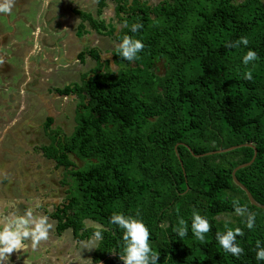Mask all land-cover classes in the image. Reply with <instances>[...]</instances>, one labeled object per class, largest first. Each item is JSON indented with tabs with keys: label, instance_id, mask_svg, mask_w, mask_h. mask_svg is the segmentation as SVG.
Wrapping results in <instances>:
<instances>
[{
	"label": "trees",
	"instance_id": "trees-1",
	"mask_svg": "<svg viewBox=\"0 0 264 264\" xmlns=\"http://www.w3.org/2000/svg\"><path fill=\"white\" fill-rule=\"evenodd\" d=\"M108 1L114 2L118 30L110 21L75 13L100 35L119 43L124 35L133 36L145 47L132 62L117 49L104 62L94 50L79 53L80 62L83 54L96 61L92 71L80 84L54 89L77 100L75 123L67 137L52 133L40 148L42 156L63 169L72 166L68 154L88 162L72 174L67 204L55 215L57 230L70 229L82 240L93 234L85 221L103 226L92 261L123 264V230L109 223L113 213H122L147 226L151 247L160 255L157 264H264L255 258L256 241L264 247V210L251 206L230 177L247 151L195 158L183 149L201 155L251 144L255 158L242 183L253 197H264V5L261 0H162L155 6ZM104 6L105 0H97V16ZM134 23L143 28L132 33ZM241 37L247 46H229ZM248 50L258 59L244 65ZM159 61L161 76L153 72ZM109 62L119 70L110 71ZM249 70L251 81L244 79ZM51 123L47 118L45 134ZM175 146L183 147L176 150L181 168ZM234 201L255 213L253 229L235 213ZM193 210L212 226L206 243L191 232ZM181 217L189 229L183 238L174 231ZM226 227L243 230L236 239L244 249L239 258L215 239Z\"/></svg>",
	"mask_w": 264,
	"mask_h": 264
},
{
	"label": "rangeland",
	"instance_id": "rangeland-1",
	"mask_svg": "<svg viewBox=\"0 0 264 264\" xmlns=\"http://www.w3.org/2000/svg\"><path fill=\"white\" fill-rule=\"evenodd\" d=\"M242 1L243 0H233L234 3H240ZM261 2L264 5V0H261ZM155 3L156 1L150 2V5ZM33 9L29 14L34 17L36 9ZM13 20L14 19H12L11 22H13ZM114 20L115 19L113 18L112 23L114 24L116 30H118L119 25H117L116 21ZM2 25L8 34L13 32L14 28H12L6 22H2ZM31 29L32 26L26 27L25 29L22 28L20 31L22 32L20 33L22 37L17 38L22 40L27 39L29 37L27 33L29 34ZM111 37L113 38V36ZM111 37H103V35L96 37L97 41L95 46L99 49L98 51L100 55V61L104 60V58L108 59V51L113 50L119 44V42L113 40ZM102 40L108 42V44H102ZM7 60L8 59H6V62ZM42 60H46V58L42 56ZM12 61L14 60H11V62ZM12 65L14 67V73L9 79H5L7 69L6 67H3L2 63H0V92L3 88H6L5 93L3 91L0 93L3 98V101H0V112L2 113V109H4L2 114H5L6 116H0V160H3V163L0 165V167H2V172H4L3 170L6 167H15L12 172V177L19 175L18 177L24 179V184L27 183V185H29L28 190L25 189V185L18 186L19 188L23 187V193L25 197L28 195L31 196L33 191L40 189L42 195L45 196V201H48L49 203H56L63 200L64 198H67L68 192L71 188L73 172L85 168L88 162L78 160L73 155L68 154L67 158L72 162V166L64 169L62 167L56 168L52 160H48L42 156L40 148L48 145L51 139L50 135L52 133H58L63 137H67L72 133L75 123L74 114L77 100L74 96H52L55 94V86H62L64 81H62V79L59 80L60 82L58 85L54 79L50 80L47 78V84L44 83L41 85V83H38L39 81H33L30 82V84L26 83L27 81L25 82L26 84L24 83V100L26 103V105L24 104V112L19 111L20 108H11L12 103L10 100H8V95H11V92H14V86H17L21 82V76L19 75V61H16V63ZM93 66L94 62L87 58L83 62L76 63V65L73 66V77H71V75L69 77V73L66 70L58 71L57 76L63 79L67 78L64 85L69 83L78 84L79 78L77 77L76 73L81 71L86 73V71L91 70ZM108 69L112 72H117L119 70V66L109 63ZM153 72L158 76L163 74L161 61L155 64ZM40 73L42 72L40 71ZM68 80L69 83H67ZM46 108L50 109L51 111L46 110ZM54 109L56 112L52 111ZM22 112L23 114L19 116ZM53 117L54 122H52L49 126L50 131L49 128L47 130L49 134H45V119ZM93 162V160L90 161V163ZM18 165L20 166L19 170ZM2 172L1 174H4ZM13 182L15 185V180H13ZM218 218L229 219L228 216H220ZM80 251L86 255L89 254L90 250L80 249ZM86 262L87 264H90L89 260H86Z\"/></svg>",
	"mask_w": 264,
	"mask_h": 264
},
{
	"label": "crops",
	"instance_id": "crops-1",
	"mask_svg": "<svg viewBox=\"0 0 264 264\" xmlns=\"http://www.w3.org/2000/svg\"><path fill=\"white\" fill-rule=\"evenodd\" d=\"M126 1L130 2L131 0ZM138 1L141 4H145L147 6H155L162 0ZM155 1V4L150 5V2ZM114 6V2L105 0V6L101 9V15L97 16V0H15L10 14L0 13V59L3 60V67H6L7 69L5 79H9L10 76L14 73V67L12 64L16 63V61H19L20 68L19 75L21 76V82L17 86H14V92H11V95H8V100H12V105L16 103L14 105L17 108H20L19 111L24 110V104L26 105V103L24 100L23 85L26 81V83L28 84L33 81H39L38 83H41L42 85L44 83L47 84L46 79L49 78L50 80L54 79L55 82L59 85V80L62 79V81H64L65 83L67 79H63L57 76L58 71L61 70L68 71L69 77L70 75L71 77H73L72 68L74 65H76V63L80 62L77 59V55L79 53H86L89 50H94L98 53V57L100 60L98 51L99 49L95 46V43L97 41L96 37L102 35L92 30L89 26V23L86 20H82L75 12L88 14L94 20H103L104 22L108 23L109 21L113 22V18L115 19V13L113 9ZM33 8L36 9L34 17L29 14ZM12 19H14L13 22H11ZM114 21H116V19ZM2 22H6L12 28H14L11 34H8L5 31ZM29 26H32L29 34L27 33L29 37L23 40L18 39L17 37H22L20 35V33H22L20 32L22 28L25 29ZM80 26V33L77 34V30ZM102 42V44L104 45L108 44V42H105L104 40H102ZM115 49H117V47H115L113 50L108 51V59L110 57V54ZM83 55V60L81 62L88 58L94 62V66L96 65L95 60L91 59L86 54ZM42 56H44L46 60H42ZM6 59H8L7 62ZM105 59L106 58H104V60L102 61L104 62L108 60ZM11 60L14 61L11 62ZM92 69L86 71V73H83V71L76 73L77 77L79 78L78 84L81 83V79L83 76L89 75ZM40 71L42 73H40ZM64 83H62V86L56 85L54 89H60L66 85L74 84L69 83V80L67 81V83L69 84L64 85ZM5 90L6 88L2 89L4 93ZM52 96L63 97L56 94ZM0 101H3L1 94ZM46 110L50 109L46 108ZM52 111H55V109ZM23 112L20 113L19 116H21ZM3 117H6L5 114H3ZM50 119L52 120V122H54V117ZM2 161L3 160H0V165H2ZM1 169L2 167H0V173L2 172ZM12 172L13 171H10L7 175L8 183L6 185V191L18 187V185L16 186L18 176L16 175L12 177ZM13 180H15V185L13 184ZM20 185H25V189L27 190L29 188V185H27V183ZM18 190V193L20 194L18 198L20 199H18L17 203L27 205L36 201L35 196L31 197L30 195H28L25 197L23 193V187L18 188ZM22 253H24V250L14 251L13 256L16 257L18 254ZM23 258V260L29 259L27 258V256H24Z\"/></svg>",
	"mask_w": 264,
	"mask_h": 264
},
{
	"label": "clouds",
	"instance_id": "clouds-1",
	"mask_svg": "<svg viewBox=\"0 0 264 264\" xmlns=\"http://www.w3.org/2000/svg\"><path fill=\"white\" fill-rule=\"evenodd\" d=\"M15 0H0V13L10 14L14 6ZM127 27V25H125ZM143 28V24L134 23L131 25L130 31L136 33ZM249 43L246 37H241L235 44L230 47H238L239 45L247 46ZM144 44L140 39L133 36L124 35L117 45L119 55L129 62L138 58V53L144 49ZM258 59L257 53L248 50L243 56V64L248 65L250 62ZM0 63L3 60L0 59ZM244 79L251 81L253 74L249 70L244 73ZM234 211L237 215L246 217V227L253 229L255 226V213H250L247 207L241 205L239 201L233 203ZM110 224L118 226L123 230L122 234V252L119 254L123 264H157L159 253L154 251L150 244V232L142 220L133 216H125L122 213H113L109 220ZM85 226H91L93 229L92 236L87 241L81 242L82 249L91 250L96 244L103 239V226L95 224L91 221H85ZM53 228L48 216L36 213L32 208L24 210L21 214L18 211H10L8 214L0 215V264H8V261L14 251L24 250L27 246L35 248L43 241H47L49 232ZM212 226L198 211L193 210L191 217V232L194 237L206 243V234L211 230ZM188 222L184 218H179L178 226L174 229L181 238L188 233ZM243 235L240 227H226L224 232L217 231L215 239L218 241L222 249L232 256L239 258L244 254V249L236 243L238 236ZM255 258L258 261H264V247L261 246L259 240L256 241Z\"/></svg>",
	"mask_w": 264,
	"mask_h": 264
},
{
	"label": "flooded vegetation",
	"instance_id": "flooded-vegetation-1",
	"mask_svg": "<svg viewBox=\"0 0 264 264\" xmlns=\"http://www.w3.org/2000/svg\"><path fill=\"white\" fill-rule=\"evenodd\" d=\"M14 104H11V108H17ZM3 112L4 109H2V113ZM2 113L0 112V116H3ZM14 168L15 167L13 166L6 167L3 170L4 172H2L4 174L0 173V215L8 214L13 210L18 211L22 214L24 210L32 208L36 213L48 216L49 221L53 225V228L49 232L47 241L41 242L35 248L30 245L27 246L24 249V253L18 254L16 257L13 256V252L8 261V264H87L86 260H89L90 264H103L102 262L94 263L92 261V252L94 248L91 249L89 251V254L86 255H84L83 252L80 251V249H82L81 242L87 241L90 237L87 239L76 240L70 229H65L61 232L57 230L58 219L55 215L62 212L63 207L67 204V198H64L63 200L56 203H49L48 201H45V196L42 195L41 190L37 189L33 191L34 193L32 192L33 195H31V197H36V201L34 203H30L27 205L17 203L18 199H20L18 198V196L20 195L18 193L19 187L6 191V185L8 183L7 175L10 171H13ZM19 169L20 166L18 165V170ZM17 182L18 186L20 184H24V179L18 177ZM58 211L60 212L58 213ZM24 256H27V258L29 259L23 260Z\"/></svg>",
	"mask_w": 264,
	"mask_h": 264
},
{
	"label": "water",
	"instance_id": "water-1",
	"mask_svg": "<svg viewBox=\"0 0 264 264\" xmlns=\"http://www.w3.org/2000/svg\"><path fill=\"white\" fill-rule=\"evenodd\" d=\"M177 148H183V147L175 146V148H174L175 156H176V158L178 160V163H179V166L181 168V164H180L179 159H178L177 154H176ZM250 148H252L253 154H252V151H251ZM183 149L190 156L195 157V158L204 157V156H214V155L221 154V153H230V152H236V151H247V153H248L247 159L242 164H240V165L236 166L235 168H233V170L230 172L231 181L233 182V184L236 187H238L244 193L248 203L251 206H253V207L257 208V209L264 210V197L262 199H258V198L253 197L246 190V188L243 186V183H242L243 172L253 162V160L255 158L256 151H255L254 147L251 144H249V143L240 144V145L231 146V147L224 148V149H218V150H215V151H212V152H208V153H205V154H201V155L192 154V152L189 149H188L189 151L187 149H185V148H183ZM236 171H237V174H236V178H235L234 173ZM183 177H184V175H183ZM184 184H185V178H184Z\"/></svg>",
	"mask_w": 264,
	"mask_h": 264
}]
</instances>
